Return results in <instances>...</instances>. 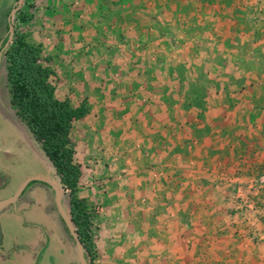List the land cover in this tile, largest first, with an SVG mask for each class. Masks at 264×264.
<instances>
[{
  "label": "crops",
  "instance_id": "obj_1",
  "mask_svg": "<svg viewBox=\"0 0 264 264\" xmlns=\"http://www.w3.org/2000/svg\"><path fill=\"white\" fill-rule=\"evenodd\" d=\"M143 2L151 6V32L164 19L173 34L197 36L199 44L179 46L181 56L162 45L163 55L157 42L142 46L140 35L149 36L148 28L136 31L146 29ZM138 4L142 13L126 30L131 42L97 61L107 49L92 50L98 37L113 33L112 23L122 34ZM48 5L45 29L51 19L59 24L51 34L41 32L45 64L57 65L67 89L83 68L84 82L93 84L87 115L77 122L101 131L111 164L105 183L116 187V204L127 212L103 225V240L93 238L95 246L105 245L98 258L110 264H264V44L247 43L264 36V0ZM100 8L106 14L101 24ZM116 240L119 247L109 253Z\"/></svg>",
  "mask_w": 264,
  "mask_h": 264
},
{
  "label": "rangeland",
  "instance_id": "obj_2",
  "mask_svg": "<svg viewBox=\"0 0 264 264\" xmlns=\"http://www.w3.org/2000/svg\"><path fill=\"white\" fill-rule=\"evenodd\" d=\"M17 2L18 0H0V45L2 47L8 42L10 14ZM52 2L53 0H50L51 4ZM48 4L49 0H25L19 12L22 9L25 10L24 12L29 14V20L21 22L18 12L14 23L15 32L20 35L24 34L26 40L34 44H40V38L43 37L42 31L48 34L53 33L59 23L56 19H51L53 22L51 28H48V31L46 30L45 12L51 9ZM143 6L144 10L140 7V4L133 7V16L131 15V19H129L130 21H128L122 34L117 32L112 23L114 29L110 31L113 33L102 34L98 37L99 39H97V43L93 45V48L92 44L85 46L86 48H92L93 51H95L94 49L97 46L108 49L105 51L101 49L96 55L97 61L106 58L104 54H107L109 57L114 56L116 45H127L131 42V35L126 30L129 28V32H131V24L129 23L134 22L137 14L139 15L142 12L145 19L143 26H146V29H136V31L144 33L148 28L147 34L149 35H140L139 43L142 46H147L151 42H157V44L161 45V48L162 45L166 46L165 49H168L170 53V49L174 48L176 54L181 56L183 51L182 48L179 49V46L181 47L184 43L188 42H192L195 45L199 44V42L197 43L198 40H196L197 36L191 37L190 35L173 34L171 31L172 27L169 25L165 26L167 22L164 19V22L160 23V27L154 25V31L152 29L153 32H151L149 29L152 25L149 27L147 25L149 21L152 22L151 13H149L151 6L146 3ZM141 10L143 11L141 12ZM102 11V8L97 10L103 18L98 19L99 24L104 21V16H106L105 11ZM49 14H53V12ZM109 15H111V12ZM56 35H58L57 32ZM132 35L135 36V34ZM263 38L264 36H255V39L253 38L247 43L262 46L264 44ZM149 48L152 49V46L150 45ZM6 50L7 48L0 58V201L15 194L29 178L35 176L45 177L55 182L61 188L63 204L70 216L71 191L63 185L61 178L47 158L41 144L34 138L25 123L18 118L16 110L11 103V94L7 80V60L4 55ZM121 50L122 48H117V51ZM162 50L164 49H161V53L165 55L166 51ZM161 53L159 54L162 55ZM240 55L243 58L245 57V59L250 56L247 51H241ZM160 58H163V56ZM50 68L53 71L58 69L56 64L53 67L55 70L52 67ZM83 69H78L79 81L73 88L67 89L68 84H65L61 80L56 71V76L53 78V83L56 86V96L61 100L68 98L74 107L82 103H85L87 106L91 102L89 92L92 91L93 84L88 82L89 79H86V82H84ZM241 69L245 70L246 68L243 67ZM248 69H253V67ZM86 75H89V73L86 72ZM179 83L181 84V82ZM207 85L211 87L214 85V82ZM87 87L90 88V91ZM99 91L103 93L105 88L101 86ZM86 127L85 123L76 122L71 134L76 151L75 161L82 167V175L76 195L80 199L86 200V207L91 211L92 237L103 240L105 231L103 225L108 228L106 222H110V218H114L112 221L116 222L126 217L127 212L124 210L120 212L121 208L116 204L115 197L118 195L116 187L105 183L108 179V177L106 178L107 174H105V170L111 164L107 162L105 152L108 148L102 142V133L101 131L88 130ZM101 178L104 180H101ZM238 193L243 197L245 196L243 190H240ZM110 213L113 214L112 217ZM121 213H124V216L120 215ZM99 247L98 245L96 246L95 259L91 258V253L90 257L87 258L85 250L88 264H110V262L105 263L104 259L98 258L99 254L103 255L105 245L101 243ZM118 247L119 242L116 240L110 245L109 253L115 252L114 250ZM0 264H80L76 243L62 222L57 210L55 192L47 184L36 181L31 182L16 204L10 205L3 211H0Z\"/></svg>",
  "mask_w": 264,
  "mask_h": 264
},
{
  "label": "trees",
  "instance_id": "obj_3",
  "mask_svg": "<svg viewBox=\"0 0 264 264\" xmlns=\"http://www.w3.org/2000/svg\"><path fill=\"white\" fill-rule=\"evenodd\" d=\"M19 16L21 22L29 20V14L24 10L19 12ZM4 55L11 103L16 115L41 144L61 182L71 191L69 217L85 247L87 258L91 253V258L95 259L92 214L86 207V200L76 195L82 167L75 161L76 151L71 136L74 124L87 115V106L82 103L74 107L69 99L61 100L56 96L53 83L56 74L45 64L48 59L43 55L41 44L30 43L24 34L15 32L14 40Z\"/></svg>",
  "mask_w": 264,
  "mask_h": 264
},
{
  "label": "water",
  "instance_id": "obj_4",
  "mask_svg": "<svg viewBox=\"0 0 264 264\" xmlns=\"http://www.w3.org/2000/svg\"><path fill=\"white\" fill-rule=\"evenodd\" d=\"M24 2H25V0H18L16 6L11 11L8 42L4 47H2V45H0V58L2 57L4 50L9 47L10 43L12 42V40L14 38L15 18H16L17 13L19 12V10L22 8ZM35 181L45 183V184L49 185L54 190L57 210L60 214V217H61L63 223L67 227L70 235L72 236V238L74 239V241L76 243L79 262H80V264H88L86 257H85V247H84L83 243L81 242L79 235L77 233V230H76L73 222L71 221L69 214L67 213V211L64 207L63 200H62L61 188L52 180L45 178V177H40V176H35V177L29 178L28 180H26L22 184V186L18 189V191L12 197H10L6 200L0 201V210H3L6 207L15 204L18 201V199L20 198V196L22 195V193L24 192V190L27 188V186L31 182H35Z\"/></svg>",
  "mask_w": 264,
  "mask_h": 264
},
{
  "label": "flooded vegetation",
  "instance_id": "obj_5",
  "mask_svg": "<svg viewBox=\"0 0 264 264\" xmlns=\"http://www.w3.org/2000/svg\"><path fill=\"white\" fill-rule=\"evenodd\" d=\"M49 186V185H48ZM50 187V186H49ZM51 188V187H50ZM52 189V188H51Z\"/></svg>",
  "mask_w": 264,
  "mask_h": 264
}]
</instances>
